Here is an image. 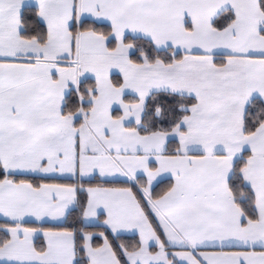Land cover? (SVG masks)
Returning <instances> with one entry per match:
<instances>
[{"label":"snow or ice","instance_id":"1","mask_svg":"<svg viewBox=\"0 0 264 264\" xmlns=\"http://www.w3.org/2000/svg\"><path fill=\"white\" fill-rule=\"evenodd\" d=\"M0 264H264V0H0Z\"/></svg>","mask_w":264,"mask_h":264}]
</instances>
